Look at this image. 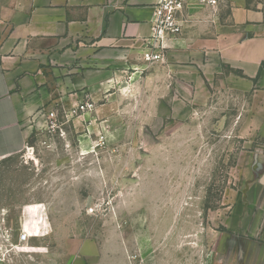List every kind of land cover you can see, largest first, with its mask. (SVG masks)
Listing matches in <instances>:
<instances>
[{"label": "crops", "instance_id": "0c3cea01", "mask_svg": "<svg viewBox=\"0 0 264 264\" xmlns=\"http://www.w3.org/2000/svg\"><path fill=\"white\" fill-rule=\"evenodd\" d=\"M155 1L0 0V159L24 150L35 115L53 99L52 81L74 103L133 90L124 83L129 73L134 80L146 72L156 94L178 97L179 107L163 102V111H180L189 89L191 96L226 97L238 138H264V0L195 5L165 58L148 63ZM243 159L242 171L255 178L224 216L211 212L209 228L202 203H156L129 235L111 226L67 237L66 264H264V155L247 151Z\"/></svg>", "mask_w": 264, "mask_h": 264}, {"label": "rangeland", "instance_id": "374dc122", "mask_svg": "<svg viewBox=\"0 0 264 264\" xmlns=\"http://www.w3.org/2000/svg\"><path fill=\"white\" fill-rule=\"evenodd\" d=\"M133 76L124 79L133 90L74 103L51 82L46 116L35 115L26 147L0 168V264H66L67 237L111 226L129 235L156 203H202L209 228L211 212L224 216L255 178L242 171L243 158L264 155V138H238L226 97L191 96L189 89L180 111H163V102L179 107L178 97L156 94L146 72ZM80 101L93 109L77 110ZM36 246L41 250H25Z\"/></svg>", "mask_w": 264, "mask_h": 264}, {"label": "built area", "instance_id": "2783aa9c", "mask_svg": "<svg viewBox=\"0 0 264 264\" xmlns=\"http://www.w3.org/2000/svg\"><path fill=\"white\" fill-rule=\"evenodd\" d=\"M221 0H156L154 4L155 19L150 35L145 39V51L143 58L148 63L163 60L169 48V42L177 39L184 31L193 14L195 5L218 8ZM92 102L80 101L76 105L77 110L90 111L93 109ZM48 109L42 107L37 118H44ZM54 112H52V116ZM3 160L0 159V168ZM24 239L27 235H24Z\"/></svg>", "mask_w": 264, "mask_h": 264}]
</instances>
